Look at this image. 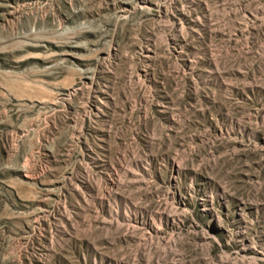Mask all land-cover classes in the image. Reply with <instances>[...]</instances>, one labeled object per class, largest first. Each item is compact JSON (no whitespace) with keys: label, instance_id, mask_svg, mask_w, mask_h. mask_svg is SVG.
Instances as JSON below:
<instances>
[{"label":"rangeland","instance_id":"rangeland-1","mask_svg":"<svg viewBox=\"0 0 264 264\" xmlns=\"http://www.w3.org/2000/svg\"><path fill=\"white\" fill-rule=\"evenodd\" d=\"M0 264H264V0H0Z\"/></svg>","mask_w":264,"mask_h":264}]
</instances>
